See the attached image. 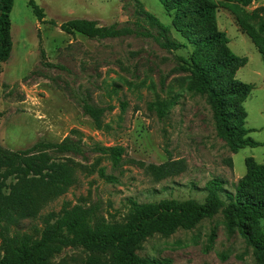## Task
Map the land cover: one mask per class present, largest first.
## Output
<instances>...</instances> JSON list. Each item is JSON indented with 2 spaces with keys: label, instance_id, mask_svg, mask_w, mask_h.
I'll return each mask as SVG.
<instances>
[{
  "label": "rangeland",
  "instance_id": "obj_1",
  "mask_svg": "<svg viewBox=\"0 0 264 264\" xmlns=\"http://www.w3.org/2000/svg\"><path fill=\"white\" fill-rule=\"evenodd\" d=\"M29 1L15 0L11 13L14 45L0 80V146L21 151L40 141L71 138L82 140L85 153H50L52 160L76 169L77 183L35 218L0 221V259L8 251V237L36 240L48 218L55 220L75 206H97L99 218L125 223L129 199L203 202L213 179L223 182L226 198L245 177L248 158L264 164V60L249 36L264 19V0L248 6L240 0H194L214 6L215 20L188 17L182 25L177 11H166L158 0H33L44 10L43 21ZM71 19L130 27L135 33L106 40L68 35L60 26ZM209 30L224 33L228 49L241 59L229 79L253 86L243 102L245 126L261 145L237 154L218 137L207 96L192 90L194 78L185 70L195 55L193 41ZM167 43L179 47L168 49ZM222 53L216 48L205 55L216 61ZM84 99L107 109L101 129L84 113ZM96 146L124 147L121 166L115 168ZM166 163L177 164L176 174L159 181L140 165ZM102 171L117 182L107 181ZM245 224L243 235L237 223L219 213L192 230L155 234L137 254L169 264H260L256 253L264 255V210L250 214ZM50 264H110V256L67 248Z\"/></svg>",
  "mask_w": 264,
  "mask_h": 264
},
{
  "label": "trees",
  "instance_id": "obj_2",
  "mask_svg": "<svg viewBox=\"0 0 264 264\" xmlns=\"http://www.w3.org/2000/svg\"><path fill=\"white\" fill-rule=\"evenodd\" d=\"M166 11H177V23L184 18L200 17L204 22L215 20L214 6L197 5L194 0H158ZM254 0H240L244 6ZM15 0H0V80L3 66L9 61L13 51L11 13ZM33 14L43 21L45 13L33 0L28 2ZM264 12V7L261 9ZM155 23V18L146 14ZM60 29L68 34H81L92 40L116 39L133 35L130 27L101 26L88 19H71L61 24ZM253 43L264 60V19H259V30L250 33ZM228 38L224 33L206 31L204 37L193 41L195 55L186 61L185 70L194 78L192 90L206 95L213 112L216 132L231 151L237 154L244 148H255L261 144L249 137L252 130L245 126L247 113L243 102L253 86L239 81H231V67L241 59L228 49ZM168 49H177L174 43L164 44ZM220 48L223 53L212 61L205 54ZM246 62V61H245ZM225 80L220 84L219 80ZM84 113L92 119L99 130L103 126L106 108L93 105L84 99ZM159 115L163 110L158 109ZM3 114L0 112V123ZM82 140L66 138L62 142L40 141L31 148L12 151L0 146V221L35 218L50 201L64 195L77 183L76 169L65 162L54 161L50 153L84 156ZM95 150L108 156L115 168H119L126 149L122 146H96ZM159 181L175 175L176 163L161 166H145ZM247 173L241 179L235 193H226L223 182L213 179L206 185L207 196L203 202L194 199L162 200L153 203H139L129 199V214L125 223H108L99 218L98 207L75 206L65 211L55 220L47 219L40 237L36 240L28 236L8 237L7 253L0 264H50L56 256L67 248L83 249L91 253H105L110 256V264H169L167 260H150L137 254L141 244L155 234L170 236L180 229L192 230L204 218L222 213L231 223H237L241 233L246 234L245 222L250 214L264 210V164L254 158L246 160ZM102 176L109 182H117L114 175ZM13 178V183L8 181ZM263 235V232H260ZM257 249V248H256ZM258 250V249H257ZM257 261L264 264V255L256 253Z\"/></svg>",
  "mask_w": 264,
  "mask_h": 264
}]
</instances>
